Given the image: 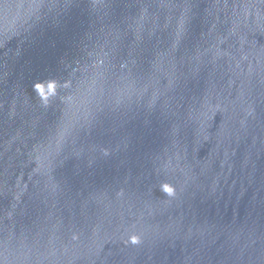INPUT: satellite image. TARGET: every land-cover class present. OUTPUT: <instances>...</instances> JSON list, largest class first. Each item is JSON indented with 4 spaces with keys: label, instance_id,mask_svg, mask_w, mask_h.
<instances>
[{
    "label": "water",
    "instance_id": "95a60500",
    "mask_svg": "<svg viewBox=\"0 0 264 264\" xmlns=\"http://www.w3.org/2000/svg\"><path fill=\"white\" fill-rule=\"evenodd\" d=\"M104 2L0 0V264H264V0Z\"/></svg>",
    "mask_w": 264,
    "mask_h": 264
},
{
    "label": "clouds",
    "instance_id": "9594fccd",
    "mask_svg": "<svg viewBox=\"0 0 264 264\" xmlns=\"http://www.w3.org/2000/svg\"><path fill=\"white\" fill-rule=\"evenodd\" d=\"M87 4L89 5V10H96L99 6L100 0H86ZM112 0H105L104 4L111 3ZM5 11L9 10V5L5 4ZM103 61H97L94 63V67L100 66ZM71 81H64L61 82L59 79L56 78H49L44 81H37L33 84V91L36 94L37 98L41 106L45 109L50 108L52 106L53 101L56 98H59L62 103L67 104L69 101L73 100L71 95H60L61 89H69L71 87ZM103 155L109 156L110 151L105 148L103 149ZM39 160V157H37ZM160 190L166 194L168 198H175L177 196V189L176 187L168 182L162 183L160 185ZM118 196L123 195V191L117 193ZM73 239H78V236H73ZM126 245L131 246H140L143 243V238L138 233H132L128 236L127 240L124 241Z\"/></svg>",
    "mask_w": 264,
    "mask_h": 264
}]
</instances>
